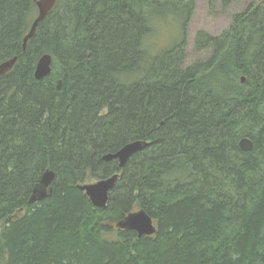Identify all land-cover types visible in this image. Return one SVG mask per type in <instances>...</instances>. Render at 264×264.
<instances>
[{
	"label": "trees",
	"instance_id": "trees-1",
	"mask_svg": "<svg viewBox=\"0 0 264 264\" xmlns=\"http://www.w3.org/2000/svg\"><path fill=\"white\" fill-rule=\"evenodd\" d=\"M196 1L57 0L24 50L36 0H0V65L18 57L0 76V264H264V0L199 31L186 64ZM170 20L180 39L149 50ZM136 140L123 167L104 159ZM116 173L93 205L80 185ZM140 209L155 234L115 225Z\"/></svg>",
	"mask_w": 264,
	"mask_h": 264
},
{
	"label": "water",
	"instance_id": "water-1",
	"mask_svg": "<svg viewBox=\"0 0 264 264\" xmlns=\"http://www.w3.org/2000/svg\"><path fill=\"white\" fill-rule=\"evenodd\" d=\"M261 1V0H259ZM57 0H36V6L38 8V15L35 17L31 29L24 38L23 47L26 49L27 42L35 35L38 24L44 19L45 16L53 9L54 4ZM18 57L15 56L0 65V76L9 72L15 65ZM52 56L44 54L38 61L35 69V79L40 80L45 78L51 73L52 70ZM244 81V77L242 78ZM62 81L58 83V88H61ZM253 141L248 137H243L239 141V146L243 151H251L254 149ZM148 145L147 141L136 140L126 144L125 146L117 150L115 153H107L104 155L106 160H118L119 166L123 167L128 159L133 156L136 152ZM119 173L113 174L112 176L100 179L93 182L83 183L80 185V189L84 190L89 197L93 205L105 208L109 202V193L112 187L115 185L119 178ZM55 173L52 170H47L41 177L37 187L34 188L33 194L29 199V203H34L47 198L52 193L53 181ZM119 229L134 230L141 235H152L157 231L156 224L153 218L144 209L136 210L129 213L125 218L121 219L115 224Z\"/></svg>",
	"mask_w": 264,
	"mask_h": 264
},
{
	"label": "rangeland",
	"instance_id": "rangeland-1",
	"mask_svg": "<svg viewBox=\"0 0 264 264\" xmlns=\"http://www.w3.org/2000/svg\"><path fill=\"white\" fill-rule=\"evenodd\" d=\"M252 0H232L228 6L223 4V0H197L196 9L190 22L188 23V39L186 46L185 63H191L205 56L204 52H197L195 46V35L206 30L213 36L220 34L231 25L232 15L235 12L243 11ZM178 21L170 20L169 23L161 24L156 33L148 37L147 45L149 50L156 52L157 49L172 45L180 39V25ZM93 182V181H91Z\"/></svg>",
	"mask_w": 264,
	"mask_h": 264
}]
</instances>
